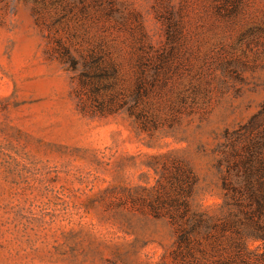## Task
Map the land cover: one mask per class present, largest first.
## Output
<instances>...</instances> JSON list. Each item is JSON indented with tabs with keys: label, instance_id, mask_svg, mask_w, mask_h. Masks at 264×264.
<instances>
[{
	"label": "rangeland",
	"instance_id": "374dc122",
	"mask_svg": "<svg viewBox=\"0 0 264 264\" xmlns=\"http://www.w3.org/2000/svg\"><path fill=\"white\" fill-rule=\"evenodd\" d=\"M67 1L78 8L50 25L54 7L0 0V264L210 260L202 236L205 258L192 242L174 259V225L147 204L189 165L192 207L221 212L220 150L264 102V0H88L84 15ZM141 30L168 58L142 101L146 128L126 108L98 112L54 41L77 58L107 51L119 73L106 100L133 89Z\"/></svg>",
	"mask_w": 264,
	"mask_h": 264
},
{
	"label": "trees",
	"instance_id": "16d2710c",
	"mask_svg": "<svg viewBox=\"0 0 264 264\" xmlns=\"http://www.w3.org/2000/svg\"><path fill=\"white\" fill-rule=\"evenodd\" d=\"M32 2L38 15L49 7L57 9L50 25L61 23L78 8L73 1L67 0ZM79 4L80 14H86L88 0H81ZM54 41L58 56L78 70L79 84L89 88L92 94L90 99L95 103L98 112H115L126 108L140 122L142 128L153 124L154 119L146 117L147 111L141 105L155 81L164 79L161 74L165 73L162 70L168 58L162 51L157 52L144 31L141 30L136 39L133 89L126 94L123 89L118 88L106 100L99 98L98 94L101 90L114 89L119 73L117 64L109 58L106 59L107 51H94L90 48L77 58L60 38H55ZM151 67L153 70L150 74ZM94 78L97 80L91 81ZM90 107L92 109L91 105ZM216 166L220 171L222 198L219 214H208L202 209L192 207L190 195L196 176L189 165H177L173 172H169L166 180L169 191H164L163 194L158 192L149 199L148 210L153 216L167 215L174 225V259L182 258L183 250L192 242L197 244L201 257L205 258L207 253L200 246L198 238L202 236L211 246L208 254L211 259L201 264L264 263V102L229 137V141L220 150ZM220 240H224L226 245L220 246ZM251 240L259 241L262 250L249 248L248 241ZM223 252H228V256L224 257Z\"/></svg>",
	"mask_w": 264,
	"mask_h": 264
}]
</instances>
